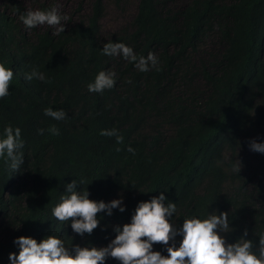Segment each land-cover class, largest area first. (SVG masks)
Masks as SVG:
<instances>
[{
    "label": "trees",
    "instance_id": "obj_1",
    "mask_svg": "<svg viewBox=\"0 0 264 264\" xmlns=\"http://www.w3.org/2000/svg\"><path fill=\"white\" fill-rule=\"evenodd\" d=\"M32 2L36 10L53 8ZM27 11L20 0H0V63L14 73L8 95L0 98V139L11 126L20 129L24 145L19 171L0 157V264H11L19 236L39 242L55 235L70 251L106 247L114 228L131 222L138 203L161 192L166 204L176 205L169 218L175 228L185 217L226 212L231 230L219 234L227 243L251 240L258 255L264 153L250 150L246 161L238 151L251 139L264 143V0H185L177 6L138 0L128 26L105 38L99 35L105 0L61 15L67 19L59 33L47 24L26 27L21 15ZM109 42L131 47L137 57L153 53L158 64L142 72L122 56L104 55ZM33 68L43 80L25 79ZM101 70L116 73L114 86L90 92ZM46 108L64 110L66 118L55 120ZM111 129L122 143L101 135ZM72 180L89 199L122 198L125 210L100 212L90 235L75 233L71 221L53 216ZM181 239L177 234V247ZM167 247L152 245L165 256ZM104 264L121 262L109 256Z\"/></svg>",
    "mask_w": 264,
    "mask_h": 264
},
{
    "label": "clouds",
    "instance_id": "obj_2",
    "mask_svg": "<svg viewBox=\"0 0 264 264\" xmlns=\"http://www.w3.org/2000/svg\"><path fill=\"white\" fill-rule=\"evenodd\" d=\"M56 8L50 10H29L21 15L22 23L33 28L47 24L56 28V32H63L65 24ZM102 54L108 56H122L130 62H135L136 67L144 72L149 70V65L155 67L158 59L153 53L146 57L137 55L133 49L119 42L104 43ZM159 70V69H157ZM13 71L0 63V98L8 95L9 85L13 79ZM115 72L99 71L94 81L88 84L90 92H103L110 89L115 83ZM33 78L43 80L44 76L35 68L25 73V79ZM45 115L55 120L66 118L64 110L46 108ZM43 129H38L43 134ZM49 131L58 135L59 130L52 126ZM101 135L115 136L117 143H122L123 138L116 129L102 130ZM5 138L0 139V157L7 156L9 167L13 172L19 171L23 163V148L19 128L8 126L4 129ZM250 149L264 153V143L250 142ZM120 149H117L119 151ZM128 151L134 152L129 147ZM240 170V164L236 169ZM67 195H61L60 202L53 208V216L60 222L71 221L72 230L83 236L89 235L99 226L98 213L112 214V209L118 208L123 212L124 206L121 199H113L107 203L89 199L87 190H77V182L72 180L66 185ZM163 192L148 201L139 202L131 217L130 223L122 227H115L116 235L106 247H81L74 246L70 251L64 242L55 235H47L39 242L29 236H19L14 240L18 244V253H9L11 264H104L107 257L119 260L121 264H264V238L259 240V254L253 251L251 240L243 237L235 243H227L219 232L230 231L228 213L219 215L209 214L206 218L185 217L182 227L175 228L169 222L176 211L173 202L165 203ZM219 229V232H218ZM179 234L182 239L179 246L175 245V237ZM244 235H247L245 230ZM170 242H172L170 244ZM167 245V255L154 251L153 244Z\"/></svg>",
    "mask_w": 264,
    "mask_h": 264
},
{
    "label": "rangeland",
    "instance_id": "obj_3",
    "mask_svg": "<svg viewBox=\"0 0 264 264\" xmlns=\"http://www.w3.org/2000/svg\"><path fill=\"white\" fill-rule=\"evenodd\" d=\"M28 10H36L37 7L32 6L33 0H20ZM39 2L46 1L53 8H56L61 15L71 13L77 6L81 9H87L89 0H38ZM185 0H171L174 6L181 5ZM138 0H122L120 2L114 0H105V12L99 20V35L101 38L109 37L113 33L119 32L122 28L128 26L130 20L136 12ZM83 6V7H82ZM209 46H212L210 41ZM253 141V139H251ZM250 146H242L239 151V158H244L246 161L250 159ZM239 159L238 163L241 164Z\"/></svg>",
    "mask_w": 264,
    "mask_h": 264
}]
</instances>
